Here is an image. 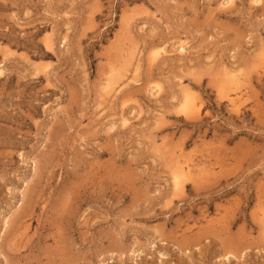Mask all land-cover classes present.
<instances>
[{"label": "rangeland", "instance_id": "rangeland-1", "mask_svg": "<svg viewBox=\"0 0 264 264\" xmlns=\"http://www.w3.org/2000/svg\"><path fill=\"white\" fill-rule=\"evenodd\" d=\"M0 264H264V0H0Z\"/></svg>", "mask_w": 264, "mask_h": 264}]
</instances>
